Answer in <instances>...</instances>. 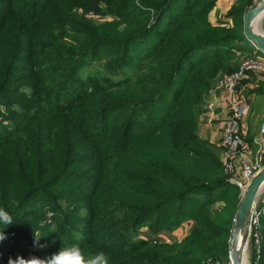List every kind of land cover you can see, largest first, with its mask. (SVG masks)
Instances as JSON below:
<instances>
[{
  "label": "trees",
  "instance_id": "trees-1",
  "mask_svg": "<svg viewBox=\"0 0 264 264\" xmlns=\"http://www.w3.org/2000/svg\"><path fill=\"white\" fill-rule=\"evenodd\" d=\"M216 2L0 0V208L14 221L0 228L18 248L0 242V264L73 244L109 264H229L240 192L197 115L236 71L253 5L234 0L231 22L213 23ZM101 62L108 73H90ZM256 210L250 261L264 264V202ZM186 222L179 242L138 236Z\"/></svg>",
  "mask_w": 264,
  "mask_h": 264
},
{
  "label": "crops",
  "instance_id": "crops-1",
  "mask_svg": "<svg viewBox=\"0 0 264 264\" xmlns=\"http://www.w3.org/2000/svg\"><path fill=\"white\" fill-rule=\"evenodd\" d=\"M233 3L234 0H217L215 8L209 15L210 21L213 23L231 22L225 14ZM249 50V55L262 56L252 48ZM240 104H246L248 110L238 120V132L249 144L246 160L252 162L260 155L264 157V137L261 132V125L264 121V72L248 74L238 82L232 93L223 86L222 77H218L207 95L205 102L207 109L198 116V136L215 145L220 144L223 129L236 106ZM220 160H223V153ZM263 202L264 199H260L257 204ZM187 223L190 227L191 223ZM186 224L182 226L185 229Z\"/></svg>",
  "mask_w": 264,
  "mask_h": 264
},
{
  "label": "built area",
  "instance_id": "built-area-1",
  "mask_svg": "<svg viewBox=\"0 0 264 264\" xmlns=\"http://www.w3.org/2000/svg\"><path fill=\"white\" fill-rule=\"evenodd\" d=\"M260 0H250L255 6ZM255 59H249L244 62L235 72L229 75H223L222 83L226 90L230 93L234 91L238 82L245 78L249 73H263L264 72V56H255ZM248 110L246 104L236 106L231 118L226 123L221 138V145L225 150V157L221 161L223 163L224 172L227 176V182L236 186L243 196L251 184L253 178L264 167V160L262 156L256 157L252 162L246 160L249 153V144L238 132V120ZM264 122V121H263ZM264 133V123L261 128ZM261 211L254 210L251 233L254 229V244L257 247L259 244V235L257 233L258 217Z\"/></svg>",
  "mask_w": 264,
  "mask_h": 264
},
{
  "label": "water",
  "instance_id": "water-1",
  "mask_svg": "<svg viewBox=\"0 0 264 264\" xmlns=\"http://www.w3.org/2000/svg\"><path fill=\"white\" fill-rule=\"evenodd\" d=\"M264 18V0L249 8L243 16V33L254 49L264 56V35L257 30ZM264 187V167L253 178L238 205L229 245V264H246V252L251 236V222L258 197Z\"/></svg>",
  "mask_w": 264,
  "mask_h": 264
},
{
  "label": "rangeland",
  "instance_id": "rangeland-1",
  "mask_svg": "<svg viewBox=\"0 0 264 264\" xmlns=\"http://www.w3.org/2000/svg\"><path fill=\"white\" fill-rule=\"evenodd\" d=\"M211 18H212V16H211ZM96 19L97 20H99V19L101 20L102 19V20H106V21H108V20H111V21L114 20V18H111V17H109L107 15L106 16H99V17L96 16ZM228 25H230V24H228ZM257 30L260 31L264 35V19H261L258 22ZM232 44H234L236 46L233 47V49H234L233 50L234 59H233V61L231 63L234 65V67H235L236 70L244 62H246L247 60H249V59H253L254 60L255 59L254 58L255 56L253 54L252 55H249L248 54V52L250 51L249 49L254 48L252 46V44H250L249 42H247V43L236 42V43H232ZM90 69H91V70H89L90 73L93 72V71L95 73H98V74H101V75H105L106 73H108V72L105 71V63H103V62H101L99 64H94V66H92ZM249 74H251V73H249ZM221 77H223V75ZM23 96H24V93L20 94V97H23ZM206 107L207 106L203 105V107L201 108L200 113L197 115V126H196V134H197V136H198V131H199L198 130V116H200L207 109ZM0 115H1L0 116V132H1L3 129H5L4 126H7L8 127V125H9V121L7 119L8 118V113L5 111L4 107H2V106L0 107ZM263 123H262V125H263ZM262 125H261V128H262ZM3 131H5V130H3ZM262 136L264 137V133H262ZM198 138L199 139H202L199 136H198ZM221 138H222V134H221ZM221 138H220V144H216V145L214 143H210V141H208V140L202 139V140H204V141H206L208 143V146L210 147V149L212 151L217 150L219 159L222 157V153H223V157H225V150H224V148L221 145ZM262 160H264V157L262 158ZM240 197L242 198L241 195H240ZM260 199H264V187L261 190V193H260V195L258 197V201ZM185 224L186 223L180 225V228L176 232H174L173 234H170L168 232H164V230H162L160 233H158L156 235L152 234V232L149 231V230H147V231L144 232L143 229L145 227L142 225L138 229L139 230V232H138L139 234L138 233L137 234H138L139 237H143V238H146V239H152V240L157 241L158 243H173V242H179L181 240L180 239L181 237L184 238L189 233L190 227H189V224L188 223L186 224V227H187L186 229L182 227ZM2 243L4 245L8 246L6 248L7 250L13 249L15 251V250L18 249L16 247V245L14 244V241L13 240H4V241H2ZM19 243H21V242H19ZM29 248L30 249L31 248H34V245L33 246H29ZM246 264H252L251 261H250V246L249 245H248V249H247V252H246Z\"/></svg>",
  "mask_w": 264,
  "mask_h": 264
},
{
  "label": "clouds",
  "instance_id": "clouds-1",
  "mask_svg": "<svg viewBox=\"0 0 264 264\" xmlns=\"http://www.w3.org/2000/svg\"><path fill=\"white\" fill-rule=\"evenodd\" d=\"M14 223L13 217L4 209L0 208V225L5 227ZM7 239L2 228H0V242ZM38 240L34 241V247ZM44 247V245H39ZM8 264H109V257L104 252L95 254H86L79 244H73L69 247L61 248L56 253L48 257H37L29 255L27 258L17 256L14 260L9 258Z\"/></svg>",
  "mask_w": 264,
  "mask_h": 264
}]
</instances>
